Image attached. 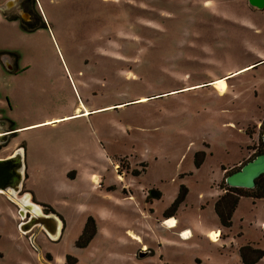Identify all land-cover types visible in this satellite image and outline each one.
Segmentation results:
<instances>
[{
  "label": "rangeland",
  "instance_id": "obj_1",
  "mask_svg": "<svg viewBox=\"0 0 264 264\" xmlns=\"http://www.w3.org/2000/svg\"><path fill=\"white\" fill-rule=\"evenodd\" d=\"M40 4L49 24L19 37L30 71L11 87L0 81V99L15 102L21 125L35 123L16 137L28 152L17 197L29 187L62 227L57 239L37 225L23 233L20 205L0 192V264H65L67 255L76 264H243L242 246L264 250V198L240 196L229 228L214 210L225 176L262 147L264 7ZM7 35L0 23V42ZM181 186L184 199L164 214ZM89 216L95 235L77 247Z\"/></svg>",
  "mask_w": 264,
  "mask_h": 264
},
{
  "label": "water",
  "instance_id": "obj_2",
  "mask_svg": "<svg viewBox=\"0 0 264 264\" xmlns=\"http://www.w3.org/2000/svg\"><path fill=\"white\" fill-rule=\"evenodd\" d=\"M5 132H7V130L0 126V145L5 144L10 135ZM261 140L264 144V129L261 134ZM23 156L22 149L18 148L10 156L0 158V190L7 193L8 197L10 196L9 198L12 200H16L15 203L20 205L18 209L19 215H21L22 219L27 218L26 221L20 223V229L23 233L30 232L33 227L37 225L40 226L51 239H57L62 227V221L58 215L55 213H44L43 210H39V212L34 215L31 209L36 202L32 200L31 204L24 205V209L21 208L20 201L25 200L26 195L31 199V195L28 192H25L21 197H17V193L21 189V183L24 178ZM262 174H264V152L255 155L238 169L225 176V182L232 187L251 189L255 186L256 179ZM38 205L41 207L40 204ZM27 214H29L28 217ZM30 239L33 241V235H31Z\"/></svg>",
  "mask_w": 264,
  "mask_h": 264
},
{
  "label": "flooded vegetation",
  "instance_id": "obj_3",
  "mask_svg": "<svg viewBox=\"0 0 264 264\" xmlns=\"http://www.w3.org/2000/svg\"><path fill=\"white\" fill-rule=\"evenodd\" d=\"M0 23L7 28L6 39L0 42V80L7 81L13 75H19L30 70L32 62L27 55L25 42L19 37L33 35L49 23L41 7L40 0H0ZM10 29V30H9ZM12 36H9V31ZM27 37V36H26ZM25 39V38H24ZM1 95V93H0ZM4 111L0 107V126L4 125ZM7 142L0 145V149L7 146L15 133L10 132Z\"/></svg>",
  "mask_w": 264,
  "mask_h": 264
},
{
  "label": "trees",
  "instance_id": "obj_4",
  "mask_svg": "<svg viewBox=\"0 0 264 264\" xmlns=\"http://www.w3.org/2000/svg\"><path fill=\"white\" fill-rule=\"evenodd\" d=\"M262 147H259L258 150L251 157L253 158L255 155L264 152V144L261 140ZM202 155V153H199ZM197 156V155H196ZM249 158V159H251ZM248 159V160H249ZM201 159L196 160V165L200 164ZM247 160V161H248ZM238 169V168H237ZM236 169L230 171L233 172ZM223 185L225 192L221 194L218 199L214 203V210L218 219L223 227L229 228L232 224V215L237 206L238 200L240 196H251L253 198H264V174L260 175L256 181L255 186L251 189L241 188V187H232L226 184L225 180H223ZM186 187L181 186L177 197L173 200L171 206L168 210L164 212L166 215H172L171 211H174L186 194ZM150 193L158 194L154 190H151ZM47 211V210H46ZM55 212L54 210H50ZM49 211V212H50ZM48 212V211H47ZM46 212V213H47ZM96 227L95 222L92 216H89L85 222V225L82 229L81 234L76 240L77 247H86L93 236L95 235ZM264 256V250L259 247H253L249 244H246L240 248V257L243 264H255ZM77 258L67 255L65 264H76Z\"/></svg>",
  "mask_w": 264,
  "mask_h": 264
},
{
  "label": "crops",
  "instance_id": "obj_5",
  "mask_svg": "<svg viewBox=\"0 0 264 264\" xmlns=\"http://www.w3.org/2000/svg\"><path fill=\"white\" fill-rule=\"evenodd\" d=\"M248 3H249V5L251 7L256 8V9H262L264 7V0H251V1L248 0ZM29 71L30 70H27V71H25V72H23V73H21L19 75H13L7 81H4V82L1 81V80L0 81H1L2 84L11 87L12 85H14L17 82V79L19 78L20 75H23L24 73H27ZM0 93H1V90H0ZM14 103L15 102H12L11 108H8V105H7L6 101H2L0 99V107L2 108V111H4V116L6 117V118H4V125L2 126V128L5 129V130H7V132H5V133H9V134H11L10 132L15 133V136L12 139H10V141H9V143L7 145V147L14 145L13 146L14 149H12V151L7 156H10L18 148L22 149V151H23V155H24L23 156V164H24L23 172H24V178L22 180L21 187H23V186L25 187L26 186L25 185V182H26V178H27L26 157H27L28 152H27V148L25 147L26 142H23L22 141L21 143H19L16 140V137H17V134H18L19 129L24 128V127H27V126H30V125H33L35 123L21 125L20 124V121H19L20 116L17 114V112H15L13 110L14 109L13 108ZM1 134H3V133H1ZM4 157H6V156H4ZM4 157H0V158H4ZM26 188H27L26 192H28L31 195V197L34 198L35 201H37L36 200V197L33 195L32 191L29 190V187H26ZM171 218H174V217H171ZM171 218H169V219H171ZM211 230H213V229H211ZM214 232H217V231H214ZM214 232H211V234L214 233Z\"/></svg>",
  "mask_w": 264,
  "mask_h": 264
},
{
  "label": "bare ground",
  "instance_id": "obj_6",
  "mask_svg": "<svg viewBox=\"0 0 264 264\" xmlns=\"http://www.w3.org/2000/svg\"><path fill=\"white\" fill-rule=\"evenodd\" d=\"M222 82V80L220 79V78H218V79H216L215 80V82H214V85L215 86H219L220 85V83ZM0 192L1 193H5L3 190H0ZM10 197V196H9ZM21 197V196H20ZM20 203H21V208H23L24 209V205H28V204H31L32 203V201H31V199H29V196H27L26 195V199L25 200H23V201H20ZM32 211H33V214L35 215V214H37L38 212H39V210H42L41 209V207L36 203V204H34V206H33V208L31 209ZM26 219V218H25ZM175 219L174 218H171V219H168V223L172 226V225H174V223H175ZM184 232V231H183ZM218 232H214V233H212L211 235H210V237L212 238V239H218L217 237H218ZM186 237V236H185Z\"/></svg>",
  "mask_w": 264,
  "mask_h": 264
}]
</instances>
